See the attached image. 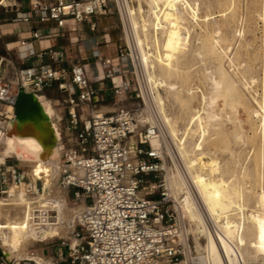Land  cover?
<instances>
[{"label": "built area", "instance_id": "1", "mask_svg": "<svg viewBox=\"0 0 264 264\" xmlns=\"http://www.w3.org/2000/svg\"><path fill=\"white\" fill-rule=\"evenodd\" d=\"M113 13L110 0H32L31 12L22 20L55 21L62 30L70 20L91 23L95 30L93 18ZM66 34L58 33L62 37ZM42 38L41 33H32L33 40ZM26 44L23 41L21 46ZM94 45L99 47L100 43ZM36 56L40 62L28 67L0 56V129L5 133L3 122L16 118L21 88L43 94L56 86L67 96L68 134L61 133L62 153L55 173L63 188L71 191L76 201H85L86 206L77 217L75 242L69 246L68 258L60 249L59 259L65 264H184L190 253L186 236L190 223L168 179L165 152L160 144L153 145L154 139L161 140L159 125L144 118L147 109L134 102L104 114L92 112L84 122L86 109L94 111L103 90L94 84L83 59L76 57L67 69L63 66L68 58L65 48L49 49ZM94 58L96 80L110 68L115 104L129 100L134 92L132 84L125 78L116 81L129 58L126 47L119 48L116 58H105L98 51ZM134 135L137 140L132 145ZM43 191V181L19 160L0 161V197L5 202L15 197L33 200ZM34 213L42 214L45 226L59 224L55 210ZM36 219L41 220L38 216ZM35 258L31 253L29 260H8L0 249V264H39Z\"/></svg>", "mask_w": 264, "mask_h": 264}, {"label": "bare ground", "instance_id": "2", "mask_svg": "<svg viewBox=\"0 0 264 264\" xmlns=\"http://www.w3.org/2000/svg\"><path fill=\"white\" fill-rule=\"evenodd\" d=\"M8 1L0 0V6ZM198 1L138 0L135 11L132 10L128 0H119V3L129 38L133 37L132 46L138 53L136 63L144 76L143 85L147 89L148 87L154 89L151 98L156 102V110L162 118V124L159 127L161 130L164 128L167 136L173 140L176 146L175 157L183 162V167L177 169L178 174L171 176L170 180L172 187L177 189L176 197L182 199L183 215L188 216L195 223L197 233L206 239L204 247L199 244L205 253V257L197 258L199 263L205 262L203 261L205 258L210 264H264V262L260 263L264 261V175L254 171L255 176L257 174L259 176L262 192L256 197L258 209L245 214L248 211L245 204L248 190L240 184L238 179L229 177L236 176V170H229L219 157V152L225 150L229 152V157L236 164L241 162L240 154L229 147L230 142L227 140L229 136H225V128L229 123L237 125L235 122L239 120L237 118L239 109L247 108L234 77L237 70L247 67L243 63H236V59L229 55L232 44L225 45V42H228L226 36L220 35L218 30L214 32L207 25L201 26L202 24L197 21ZM228 1L231 2L229 9L231 11L235 0ZM260 17L264 21V12ZM198 26L203 33L195 36L194 32ZM194 41L198 42L201 49L198 56L204 57L203 54L207 53L216 67L212 72H206L208 75L203 74L202 78L208 88H205L206 92L201 91L200 96L193 87L192 72L188 67L189 59L194 56ZM225 62L229 63V69ZM242 82L246 88L250 89L251 84L256 80L252 79L250 82L244 76ZM161 88L166 96L163 95ZM197 96L200 97L203 112L193 106V100ZM254 99L259 109L250 110L249 113L260 118L259 127L262 131L261 138L264 140V93L261 99L258 97ZM39 100L59 139L52 157L42 158L43 148L37 139L8 136L7 132L4 133L0 129V156L19 159L23 166L31 167L35 178L44 182L43 193L33 200L15 197L10 199V202H4L0 198V237L2 238L0 246L10 259L29 256L30 247L37 242L68 236L69 231L74 228L79 212L86 206L83 201L82 209L68 214L71 210L67 211L68 190L61 186L55 173V165L62 153L59 128L62 112L48 97L40 95ZM169 101L176 103L186 117L190 115L189 117L196 120V129L192 130V134L201 133L199 139L193 140V143L187 141L185 128L184 131L179 128L180 117L175 118L176 116L174 117V114H170L167 110L166 103ZM86 113H89V109H86ZM10 124L11 121H6L2 126L7 131ZM232 137L236 141L241 138V134L234 133ZM136 138L131 139L132 145L136 144ZM159 142L158 139H154L153 145L157 146ZM223 143L226 144L225 148ZM261 151H264V148ZM260 159L263 167L264 154ZM242 173L243 177L249 176L250 170L248 167L244 168ZM49 210H55L59 214L58 225L45 226L46 224L41 222L42 214L34 213ZM37 216L41 220H37ZM209 221L213 222L214 230L209 226ZM186 236L188 238V235ZM37 258H35L36 261ZM29 259H31L30 256ZM37 262L53 264L45 261Z\"/></svg>", "mask_w": 264, "mask_h": 264}, {"label": "rangeland", "instance_id": "3", "mask_svg": "<svg viewBox=\"0 0 264 264\" xmlns=\"http://www.w3.org/2000/svg\"><path fill=\"white\" fill-rule=\"evenodd\" d=\"M110 1H111V4L113 5L114 13L112 15L105 16V17L113 18L114 28H112V33H102V34L109 35L110 36L109 40L116 44L115 45L116 54L114 55L115 58L118 56L119 48L121 46L126 47L127 53L129 54V58L126 61V64L124 66L122 73L118 76L117 82L121 80L119 78H123V79L126 78L132 84L134 92L132 95H129L130 97L129 100L119 102V104H115L114 98H112L110 101L98 103L94 111H89L88 114L84 115L83 121L88 122V120L90 119V116L92 115V112H94V114L96 113L104 114L105 112H100L102 111L101 109L104 106L111 107L112 109L115 110L119 106H129L134 102V103L140 104L143 108L147 109L145 111L144 118L148 119L150 123L161 125L162 118L160 117V114L156 110V107H155L157 104L151 98V95L154 92V89H151V87H148L147 89V87L143 85L144 76L142 74V71L140 70V68L137 66V63H136L138 61V58H137L138 53L135 47L132 46L133 37L131 36V38H129V34L127 31V25L123 19V13H122L119 0H110ZM128 1L131 4L132 10L135 11L136 6L138 5V0L137 1L128 0ZM263 2L264 0H235L233 3V10L231 8V11H230L229 9L231 6V2L228 0H221V1L220 0H199L198 1L199 5H198L197 21L200 24H202L201 26L207 25L208 27L212 28L214 32L218 30L220 32V35L226 36L227 38L226 41H228L229 43L225 42V45L232 44L230 45L231 48L229 50V53H230L229 55L232 58H234V60L236 59L235 61L236 63H243L244 65H246L245 67H247V68H242V69L237 70L236 74L234 75L232 73V75H234L235 80L238 83L240 92L241 94H243L242 97L244 99V102L247 104L248 109L246 107H241L237 113V118L239 119L238 121L235 122V124L237 125L229 123L228 126L225 128L226 134H227V135L225 134V136H229L227 137L228 138L227 140H229L230 142L229 147L240 154L241 162H239V164L238 163L236 164V162L231 160V158L229 157L230 154L228 151L224 150L222 152H219V157L221 161L223 162V164L225 166L227 165L226 167L229 170L230 169H232V171L236 170L235 171L236 176H232L230 174L231 176L229 177H231V179H234V180L238 179L240 184H242L248 190L246 192V197H245V204L247 205L248 211H246L245 214H247V212L251 213L258 209L257 208L258 206L256 204V197L258 193L262 192V188L259 186L258 174H260L261 172L264 175V165L262 167V163L260 159L262 155L264 154V151H261L262 148H264V140L261 138L262 131H261V128L259 127L260 118L249 113L250 110L259 109L258 105L254 102L255 101L254 98L258 97L259 99H261L264 93V21L260 17L261 13L264 12ZM14 3L15 1L9 0V2H7L5 5L0 6V16L3 15L6 10H10ZM231 13L232 14L234 13L233 17ZM194 33H195L194 35L196 36L197 34L203 33V30L201 29L200 26H198ZM193 45H194L193 47L194 56H192L189 59L188 67L192 72L191 82L193 84V87H195V91L200 96L201 91L205 90L204 92H206V89L208 88L206 87L207 84L204 78H202L204 76L203 74L208 75L206 74V72L207 73L212 72V70H215L216 67L213 64L214 63L213 60L208 56L207 53L203 54L204 57L198 56L201 50L198 42L194 41ZM0 56L7 57L14 61L16 59L15 54H13L12 52L11 54H8V51L6 50L5 42L2 38H0ZM225 65L227 69H229V63L225 62ZM244 76L250 82L252 79L256 80L255 83L251 84L250 89L246 88L242 82ZM161 91L163 92V95L166 96L162 88H161ZM43 94L46 95L49 99L55 101L56 105L58 106V109L60 108L62 112V119H61L62 121L60 122V126H59L60 131H61L60 133L63 132V135L68 134V132L66 131V128L68 127L67 110L64 105V102L67 96L61 93L58 87L56 86L46 89ZM199 96H197L196 99L193 100V106L195 109L197 108L201 110V112H203L202 110L203 105L201 104ZM166 104H167V110L170 114L172 115L174 114V117L176 116L175 118L177 119L180 117V120L178 119L179 128L182 131H184V128H185L186 130L185 137L187 138V141L190 143H193L195 140L199 139V136L201 135V133L192 134V130L196 129V125H197L196 120L189 117L190 115H187L186 117V115L182 113L180 107L176 103L174 104L173 101H169ZM222 107L223 105L221 103V108ZM246 109L248 110V112L246 111ZM233 128H234V131H233ZM234 133L241 134V138L239 140H236L237 142L234 141L235 139L234 137H232ZM136 136L137 135H134L133 137L136 138ZM61 138H62V135H61ZM165 138L167 141L165 140ZM159 144L162 146L165 152V159H166V162L169 168L168 179L171 183L170 177L173 176L174 174L175 175L178 174V170L183 167V162L179 160L177 157H175L174 151H176V146L173 144V140L169 136H167L166 130H164V128L162 130L161 140ZM223 147L224 148L226 147L225 143H223ZM6 159H16V158L4 157L2 155L0 156V161H6ZM232 164H235L237 167H234L235 165H232ZM27 167L30 169V172L32 173L31 167L30 166H27ZM247 167L250 170V175H249L250 177L246 176V177H249L248 179L242 176L243 175L242 172L244 168H247ZM237 170L240 171L241 174ZM254 171L255 172L258 171L257 172L258 174L256 175L257 178H255L256 176H255ZM240 179L242 182L240 181ZM255 181L258 184H254L256 183ZM173 188L175 189L174 186ZM176 190L177 189H175V191ZM0 198L3 200L2 197ZM176 198L179 200H182L180 199V197H176ZM3 201L5 202V200ZM8 202H10V200ZM67 202L69 205V208L67 211L71 209L68 214H71L72 211L80 210V208L82 209L83 207V201L82 200L76 201L71 191L67 192ZM185 219L187 220V222L190 223V225H187V231H186L188 232L187 235H188V240H189V245H190V253L188 254L187 260L184 261V264H204V263L210 264V262L205 258H203V261L205 262L199 263L198 259L201 258V256L205 257V253L203 252L204 250L199 247V244L202 247H204L206 245L205 244L206 239L204 236L197 233V226L195 225L194 222L190 220L188 216H186ZM77 222H78V219H76L74 228L69 231L68 236L55 237L45 242H37L33 246L30 247L28 251V255L31 257V253H35L36 257H39L37 258V261H40V262L45 261L47 263L52 262L53 264H65L59 259V254H60L59 250L63 249L65 259H67L69 256V246L74 244L75 242L73 238V230L77 228ZM209 222H212V221H209ZM209 222L208 224L210 226ZM211 229L214 230L213 228ZM1 240L2 238L0 237V242ZM0 248L2 249L1 246ZM1 251L6 254V257L8 260H13L16 258V260L20 262L22 260L29 259V256L22 257V258L13 257L10 259L4 249H2ZM262 262L264 261H260V263ZM22 264H24V262H22Z\"/></svg>", "mask_w": 264, "mask_h": 264}, {"label": "crops", "instance_id": "4", "mask_svg": "<svg viewBox=\"0 0 264 264\" xmlns=\"http://www.w3.org/2000/svg\"><path fill=\"white\" fill-rule=\"evenodd\" d=\"M13 1H15V3L12 8L10 10H6L5 13L0 16V38L4 40L8 54H11V52L15 54V61L20 67H28L39 63L40 59L36 55L44 51L49 49L59 50L65 48L68 50V58L63 66L70 69L76 57L82 58L94 84L103 90L100 94L101 96L96 99V107L98 103L102 102V99L104 101H110L114 98L111 91L112 82L109 76L110 68L104 69L100 80L95 79V72L93 70L96 51H98L100 55L105 58H115L116 44L109 40V35L102 34L112 33V28H114V21L112 17L99 16L93 18L92 22L96 23L95 30H92L91 23L75 24L70 20L67 21V26L62 30L57 26L55 21H48L46 23H40L37 21L27 23L23 21V15L31 12L32 0ZM48 1L54 2L56 0ZM34 32L41 33L43 38L33 40L32 33ZM58 33L67 34L66 37H62L58 35ZM23 41L27 42L24 47L21 46ZM95 42H99L100 46L96 47L94 45ZM32 54L33 56H30ZM5 58L7 60L9 59L7 57ZM119 79H121L119 81H122V78ZM44 96L47 98L46 95ZM51 101L56 103L53 100ZM101 110H105V113H108L114 109L104 106Z\"/></svg>", "mask_w": 264, "mask_h": 264}, {"label": "water", "instance_id": "5", "mask_svg": "<svg viewBox=\"0 0 264 264\" xmlns=\"http://www.w3.org/2000/svg\"><path fill=\"white\" fill-rule=\"evenodd\" d=\"M40 95L20 89L15 105L16 118L11 121L6 132L8 136L37 139L43 148L42 158L47 159L53 156L59 139L39 100Z\"/></svg>", "mask_w": 264, "mask_h": 264}]
</instances>
